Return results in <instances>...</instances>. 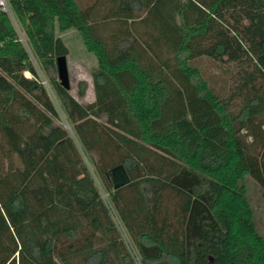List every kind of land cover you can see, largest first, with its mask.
Listing matches in <instances>:
<instances>
[{
  "label": "trees",
  "instance_id": "trees-1",
  "mask_svg": "<svg viewBox=\"0 0 264 264\" xmlns=\"http://www.w3.org/2000/svg\"><path fill=\"white\" fill-rule=\"evenodd\" d=\"M229 1L7 0L42 69L67 53L55 31L70 29L95 66L88 102L51 80L72 136L0 12V264H135L82 154L141 264H264L243 182L264 195V107L254 96L230 114L188 62L231 48L215 16L246 19L239 39L264 54V0L239 1L230 22ZM117 163L129 181L113 188Z\"/></svg>",
  "mask_w": 264,
  "mask_h": 264
},
{
  "label": "rangeland",
  "instance_id": "rangeland-1",
  "mask_svg": "<svg viewBox=\"0 0 264 264\" xmlns=\"http://www.w3.org/2000/svg\"><path fill=\"white\" fill-rule=\"evenodd\" d=\"M88 1L89 0H79V3L85 4ZM239 1L242 0H231L228 2L227 6H222V8L225 10L223 12L225 20L229 22L232 20L229 16H227V14L237 10ZM215 17L212 18V24L210 27L212 26L213 29L214 26H220L221 29L220 37L216 36V32L214 30H211L215 32V39L223 41V44L227 45L226 48L228 46H231V48L224 51L227 52L226 54H218L220 56L218 58H212L208 55L199 53L200 55L190 58L188 62L199 70L201 77L206 81L208 87L221 96L223 100H226L227 109L230 111V114H237L245 100H248L254 96L258 97L260 101L254 106V110H261L264 107V54H261L260 57L259 55L255 56L254 53H252L248 48L245 40L239 39V35L245 33L243 28L248 25L246 19H242L240 22L243 27L237 26L235 29H233L230 26L225 25L223 19ZM10 20L19 41L24 45L28 52L29 61L35 68L37 79L45 87L46 92L56 109V122L73 136L71 124L66 119V115L59 103L56 91L54 90L53 84L51 82L52 79L58 81L55 66L54 68L49 67L48 69H42L35 56L31 53L26 43L22 29L14 17H11ZM55 34L60 37L63 44H65L67 48L65 60L69 79V93L80 102L91 101L93 99V91L90 72L95 66V59L93 55L84 49L79 35L74 30L70 29L63 32L56 30ZM208 34H211V37H214L212 36V32H209ZM251 37H248L249 40H247L251 41ZM215 39L211 40L215 41ZM252 40H254V38H252ZM255 41L253 42L255 44L254 46L258 49L260 42L256 43ZM207 42L208 41H206L204 38L202 39L201 44H207ZM233 48H235L234 51ZM25 71L26 70H23L22 74L24 76L30 77L31 74ZM80 82H84V92L82 95L77 94V87ZM82 155L85 160L84 162L91 172V176L95 185L97 186L100 197L108 207L109 212L116 224L119 235L124 241L128 252L134 259L135 264H141L139 261V256L136 254V250L130 241V237L126 229L122 225L116 212L109 202L108 191L103 186L94 171L93 163L87 155ZM243 182L245 185L246 196L250 205L254 225L256 229L264 236V195L262 194V189L248 175L244 176Z\"/></svg>",
  "mask_w": 264,
  "mask_h": 264
},
{
  "label": "water",
  "instance_id": "water-1",
  "mask_svg": "<svg viewBox=\"0 0 264 264\" xmlns=\"http://www.w3.org/2000/svg\"><path fill=\"white\" fill-rule=\"evenodd\" d=\"M55 69L59 84L64 88H68L69 79L64 54L55 56ZM108 178L113 188L119 187L129 181V176L122 163H117L109 168Z\"/></svg>",
  "mask_w": 264,
  "mask_h": 264
},
{
  "label": "built area",
  "instance_id": "built-area-1",
  "mask_svg": "<svg viewBox=\"0 0 264 264\" xmlns=\"http://www.w3.org/2000/svg\"><path fill=\"white\" fill-rule=\"evenodd\" d=\"M0 12L6 13L9 18L13 17L8 7L7 0H0ZM27 71V70H26ZM28 72V71H27ZM29 73V72H28ZM30 74V73H29ZM29 77V76H28Z\"/></svg>",
  "mask_w": 264,
  "mask_h": 264
}]
</instances>
